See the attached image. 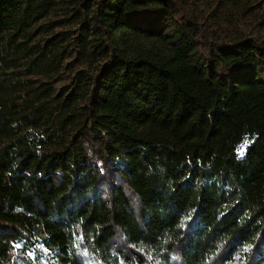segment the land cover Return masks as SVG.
Segmentation results:
<instances>
[{"label":"trees","instance_id":"16d2710c","mask_svg":"<svg viewBox=\"0 0 264 264\" xmlns=\"http://www.w3.org/2000/svg\"><path fill=\"white\" fill-rule=\"evenodd\" d=\"M260 3L0 0V264H264Z\"/></svg>","mask_w":264,"mask_h":264},{"label":"snow or ice","instance_id":"6c2138e0","mask_svg":"<svg viewBox=\"0 0 264 264\" xmlns=\"http://www.w3.org/2000/svg\"><path fill=\"white\" fill-rule=\"evenodd\" d=\"M248 143H249V141L245 140L244 145L239 150L238 158L240 156L244 155V152H245V150L247 148ZM78 239H79V243H76L74 245V247L77 249V253L76 254L77 255H81L83 257H88L89 256V252L87 250V247H85L82 251L80 249V244H82L84 242L83 235H81ZM26 243H27L26 241L21 240V241H18L16 243H14L13 247L16 248V249L25 248L26 247ZM36 248H40L42 250V252L44 254L42 259L49 257L50 254L48 253V249L45 248L43 244H36L31 250L28 251V256L32 257L33 261H35V258H36ZM245 251H247V249H245ZM173 259H175V258H173ZM146 261H148L149 264H151V262L153 261V257L150 254L147 255L146 256ZM84 264H98V262L93 260V259H86V260H84ZM121 264H124V262L121 261ZM131 264H137L135 259H133L131 261ZM155 264H159V261H156Z\"/></svg>","mask_w":264,"mask_h":264},{"label":"rangeland","instance_id":"374dc122","mask_svg":"<svg viewBox=\"0 0 264 264\" xmlns=\"http://www.w3.org/2000/svg\"><path fill=\"white\" fill-rule=\"evenodd\" d=\"M62 14L60 13V12H57V14H53V13H51L49 16H48V18L49 19H51V18H56V19H58V27H64V28H72L73 27V25H71V24H68V23H65V22H63V20H62ZM257 19H258V21H260V22H264V0H261V3H260V6H259V12H258V14H257ZM252 20H253V16H249L248 18H247V23H249V22H251L252 23ZM72 57H70V58H67L66 60H65V63H67V65L71 62V59ZM64 76H65V72L63 71L62 73H61V79H59V81H58V84H59V82L61 83V82H63L64 80ZM36 244H43V243H35L34 244V246L36 245ZM44 245V247L45 248H47L48 249V253L50 254L49 255V257H47V258H44V259H42V257H43V252H42V250L40 249V248H36V255H37V257H38V262H39V264H57V262H58V260H57V258L55 257V253H54V251L52 250V249H50L49 247H47L46 246V244H43ZM29 250H31V249H28V251ZM32 258V257H31ZM37 260V259H36Z\"/></svg>","mask_w":264,"mask_h":264}]
</instances>
